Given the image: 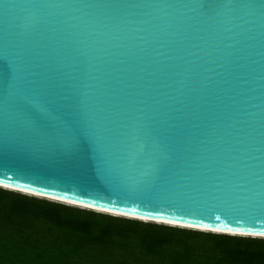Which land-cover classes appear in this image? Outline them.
Instances as JSON below:
<instances>
[{
    "label": "water",
    "instance_id": "obj_1",
    "mask_svg": "<svg viewBox=\"0 0 264 264\" xmlns=\"http://www.w3.org/2000/svg\"><path fill=\"white\" fill-rule=\"evenodd\" d=\"M0 185L264 240V0H0Z\"/></svg>",
    "mask_w": 264,
    "mask_h": 264
},
{
    "label": "rangeland",
    "instance_id": "obj_2",
    "mask_svg": "<svg viewBox=\"0 0 264 264\" xmlns=\"http://www.w3.org/2000/svg\"><path fill=\"white\" fill-rule=\"evenodd\" d=\"M62 212H58L57 209L43 204L26 202L0 193V264H160L161 261L155 256L145 255L143 250L121 246L110 248L113 251V255L108 254V256H105L101 252L100 256L98 253L97 260L95 256H89L87 253L81 252V249L76 246L77 244H74L76 241H72L68 236H53L55 235L54 230L48 232L47 225H35L39 216L54 217L53 214L57 213L59 217L56 218L60 221L66 219L70 221L71 217L75 216L73 213ZM92 221L95 220L92 219ZM55 222L58 223L56 220ZM96 225L99 228L111 226L114 230L118 229L125 234L130 233L137 240L135 243L137 247L151 249L159 252L158 254H167L171 261L174 260L176 262L189 260L190 246L192 247L191 252L195 256H214L217 255V252L212 250L213 247L209 243L210 241L216 246L231 245L225 240L206 239L179 233L171 234L130 224H111L107 220L96 222ZM68 227V225L62 226L65 231H70ZM178 228L183 229V227ZM185 232L192 233L189 231ZM173 236L174 238L172 239ZM170 239L172 242L169 245L182 249L179 251L166 249L162 245L163 241H170ZM121 241H124V239ZM239 246L252 253L260 254V257L256 259V264H264L263 243H242ZM88 248L89 253H94L92 252L93 248L97 247L92 246V250ZM135 259L138 261H135ZM192 259L194 260L195 258L192 257ZM196 260L200 263L203 262L200 258H196ZM166 262L168 260L163 259L161 263L165 264ZM208 264L216 263L211 260Z\"/></svg>",
    "mask_w": 264,
    "mask_h": 264
},
{
    "label": "trees",
    "instance_id": "obj_3",
    "mask_svg": "<svg viewBox=\"0 0 264 264\" xmlns=\"http://www.w3.org/2000/svg\"><path fill=\"white\" fill-rule=\"evenodd\" d=\"M0 193L5 195V196H10L15 199L23 200L26 202L30 203H36V204H43L46 206H49L51 208H55L59 211H63L66 213H73L75 216L71 217L70 221L68 219L64 221H60L57 218L59 215L53 214L54 217L50 216H39L37 218V222L35 225H47L48 226V232H51L54 230L55 235L53 236H63L66 235L72 241L74 244H77L76 246L81 249V252L87 253L89 256H95V258L98 260L97 256L98 253L104 254L105 256L113 255V251L110 250L111 247L114 246H121V247H130V248H137L140 250H143L145 255H152L155 256L159 261L162 262L163 259H167L168 262L165 264H208L209 261H214L216 264H256V259L260 257V254L252 253L251 251H247L244 249L242 246H239L242 243H263L264 240L262 239H251V238H240V237H232V236H225V235H220V234H210V233H201V232H196V231H190V230H185V229H180V228H172V227H167V226H162V225H156V224H146L142 222H137V221H132V220H127L123 218H118V217H113V216H108L104 214H99L91 211H86L82 209H77V208H72L69 206H64L62 204H57L54 202H49L46 200L42 199H36L33 197L25 196L22 194L14 193L11 191H6L0 189ZM62 212V213H63ZM62 215V214H61ZM57 217V218H56ZM2 219V218H1ZM94 219L95 221H92ZM55 220L58 222L56 223ZM109 221L111 224H130V225H135L137 227H142V228H147V229H152V230H157L161 232H168V233H179V234H186L190 236H198L206 239H219V240H225L231 245L227 246H216L214 245L211 241L209 243L212 244V250L217 252V255L214 256H195L191 251L192 247L190 246L189 249V260L186 262H176V261H171L170 257L167 256V254H158L159 252H155L153 250H149L146 248H139L135 245L137 240L135 237L130 234V233H123L120 230L116 229L114 230L111 228V226L108 227H98L96 225V222H102V221ZM98 224V223H97ZM100 224V223H99ZM34 225V226H35ZM63 225H68L70 231H65L64 228H62ZM67 227V226H66ZM22 229V228H21ZM185 231H189L192 233H188ZM188 233V234H187ZM134 238V240H132ZM174 236L172 237V239ZM124 239V241H121ZM170 241L166 240L163 241V246L172 251H179L182 248H174L171 245ZM234 245H233V244ZM180 244V243H177ZM181 245V244H180ZM90 246V247H89ZM92 246L97 247L93 248L94 250L92 252L94 253H89L87 248L89 250H92ZM182 246V245H181ZM237 246V248H235ZM75 249V248H74ZM264 255V254H263ZM261 255V256H263ZM101 256V254H100ZM192 257L195 259L193 260ZM196 258H200L203 260L202 263L197 262ZM124 261V260H123ZM135 261H138L135 259ZM160 264H164L161 263Z\"/></svg>",
    "mask_w": 264,
    "mask_h": 264
},
{
    "label": "bare ground",
    "instance_id": "obj_4",
    "mask_svg": "<svg viewBox=\"0 0 264 264\" xmlns=\"http://www.w3.org/2000/svg\"><path fill=\"white\" fill-rule=\"evenodd\" d=\"M1 188H4L6 190H11L13 192H20L22 194H25V195H28V196H33V197H37V198H43V199H48V200H51V201H55V202H59V203H63V204H66V205H69V206H75V207H80V208H84V209H89V210H94L96 212H101V213H106V214H110V215H113V216H117V217H125V218H129V219H133V220H140V221H144V222H153V223H157V224H165V225H168V226H172V227H183V228H186V229H194V230H197V231H201V232H212V233H219V234H227L228 232H220V231H215V230H207V229H203V228H196V227H192V226H186V225H181V224H174V223H168V222H161V221H156V220H149V219H145V218H137V217H133V216H127V215H122V214H117V213H112V212H107V211H104V210H99V209H95V208H90V207H87V206H82V205H78V204H74V203H70V202H66V201H62V200H57V199H54V198H49V197H46V196H42V195H39V194H34V193H30V192H26V191H22V190H17V189H14V188H10V187H7V186H2L0 185ZM229 235H232V236H248V235H245V234H236V233H228ZM251 237H263L264 236H256V235H251Z\"/></svg>",
    "mask_w": 264,
    "mask_h": 264
}]
</instances>
